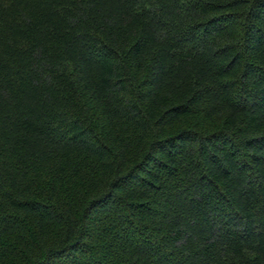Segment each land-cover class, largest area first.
Masks as SVG:
<instances>
[{
    "label": "trees",
    "instance_id": "obj_1",
    "mask_svg": "<svg viewBox=\"0 0 264 264\" xmlns=\"http://www.w3.org/2000/svg\"><path fill=\"white\" fill-rule=\"evenodd\" d=\"M0 264H264V0H0Z\"/></svg>",
    "mask_w": 264,
    "mask_h": 264
}]
</instances>
